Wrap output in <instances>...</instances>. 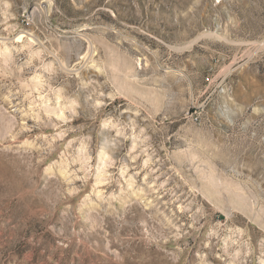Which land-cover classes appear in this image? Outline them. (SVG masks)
Listing matches in <instances>:
<instances>
[{
    "label": "rangeland",
    "instance_id": "374dc122",
    "mask_svg": "<svg viewBox=\"0 0 264 264\" xmlns=\"http://www.w3.org/2000/svg\"><path fill=\"white\" fill-rule=\"evenodd\" d=\"M0 264H264V0H0Z\"/></svg>",
    "mask_w": 264,
    "mask_h": 264
}]
</instances>
